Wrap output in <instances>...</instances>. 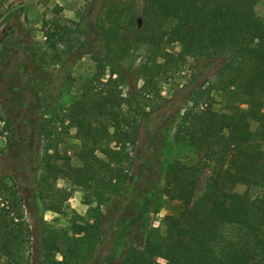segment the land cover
<instances>
[{
  "label": "trees",
  "instance_id": "16d2710c",
  "mask_svg": "<svg viewBox=\"0 0 264 264\" xmlns=\"http://www.w3.org/2000/svg\"><path fill=\"white\" fill-rule=\"evenodd\" d=\"M260 1L264 0L91 1L82 16V33L95 36L100 49L93 56L95 73L86 84L88 97L76 100L68 116L77 131L80 166L67 170L52 163L38 180L31 173L37 192L32 230L24 219L26 202L16 181L7 182L0 176V264H25L26 248L33 237L41 239L46 251L63 256L62 261L46 259L40 264L85 261L83 246L94 252L102 246L92 244L100 222L73 224L71 234H60L44 230L36 216L40 204L61 212L70 193L55 186L59 176L93 191L100 200L120 194L127 186L126 146L138 137L144 123L138 113H132V101L126 104L129 111L122 109L120 87L128 78L125 65L141 48L147 50V56L138 68L143 81L137 94L140 99L158 97L163 76L194 62L190 65L195 71L193 81L202 83L189 89L191 106L176 112L173 141L190 146L197 159L192 164L174 160L165 166L163 193L169 200L181 202L183 211L166 221L164 236L149 231L144 245L129 248L118 264H151L150 255L167 264H237L238 258L240 264H264V248L255 246L258 240L264 244V20L255 10ZM74 33L55 22L45 37L57 51L58 45L72 43ZM174 42L182 45L178 54L167 52ZM56 57L60 59V55ZM217 92L233 96L226 112L213 108ZM32 101L34 126L39 132L44 127L45 98L36 95ZM176 113L168 118H176ZM147 116L149 121L150 114ZM114 117L116 131L111 135ZM247 122L256 124L254 132L242 131ZM153 136L147 144L149 154L153 153ZM108 137L113 140L105 141ZM109 141L116 146L103 145ZM32 162L35 166L34 157ZM142 162V168L150 169L146 158ZM207 169L210 177L197 196ZM229 186H244L246 191H229ZM251 189H258L259 195L253 197ZM76 233L84 237H76ZM86 255L85 264L97 263L96 255Z\"/></svg>",
  "mask_w": 264,
  "mask_h": 264
},
{
  "label": "rangeland",
  "instance_id": "374dc122",
  "mask_svg": "<svg viewBox=\"0 0 264 264\" xmlns=\"http://www.w3.org/2000/svg\"><path fill=\"white\" fill-rule=\"evenodd\" d=\"M91 1L0 0V176L7 182L16 181L15 187L26 202L24 219L31 230L35 227L32 203L37 198L31 173H35L38 180L42 170L52 163L67 170L80 166L77 131L71 126L68 116L76 100L88 97L86 84L95 73L93 56L100 49L95 36H84L82 33V16ZM255 10L264 20V1H260ZM55 22L76 32L71 37L72 43L58 45L57 51L45 37L51 23ZM181 46L179 42L171 43L167 52L178 54ZM56 54L60 55V59ZM146 56L147 50L141 48L129 60L124 67L128 78L120 87L122 109L129 111L126 104L132 101V113H138L144 123L138 137L128 141L126 146L129 155L124 165V174L128 179L125 189L116 196L100 200L93 191H86L59 176L55 186L70 193L62 204L61 212L46 210L40 204V213L36 216L44 230L60 234H71L73 224L87 226L100 222L93 238L95 242H92L97 244V248L102 244L100 249L94 252L86 245L82 248V253L96 255L97 263L94 264H118L129 248L144 245L149 231L165 235L166 221L178 218L184 206L164 195V168L174 160L192 164L197 159L190 146L173 141L178 120L176 112L180 110L183 113L191 106L189 89L195 83H202V80L193 81L195 71L191 66L194 62L182 65L173 75L168 73L167 77L163 76L159 82L158 97L140 99L137 94L143 81L138 68ZM36 95L45 98L42 110L44 127L41 125L39 132L34 126L36 111L32 105V98ZM214 98L213 108L221 113L226 112L234 101L233 96L221 92L215 93ZM172 112L177 114L174 119L168 118ZM147 114H150L149 121L145 120ZM112 122L111 135L116 131L115 117ZM155 127L158 128L155 130ZM255 130L253 122H247L242 128V131L250 133ZM150 136H153L150 141L153 149L150 154L153 156L147 150ZM108 140L113 139L108 137L105 141ZM103 145L110 148L116 146L110 141ZM143 158L149 161L150 169L141 167ZM209 177L210 169H207L199 181L197 196L205 189ZM228 190L243 193L246 188L229 186ZM250 194L256 197L259 190L251 189ZM99 215L100 220L95 221ZM75 235L84 237L82 233ZM255 246L264 248L260 240L255 242ZM86 253L83 254L85 261L77 260L72 264H85L89 259ZM158 258L150 255L149 261L158 264ZM46 259L62 261L63 256L46 251L41 239L33 237L26 248L25 264H40ZM163 262L167 264L165 260ZM240 263L242 261L238 258L237 264Z\"/></svg>",
  "mask_w": 264,
  "mask_h": 264
},
{
  "label": "clouds",
  "instance_id": "9594fccd",
  "mask_svg": "<svg viewBox=\"0 0 264 264\" xmlns=\"http://www.w3.org/2000/svg\"><path fill=\"white\" fill-rule=\"evenodd\" d=\"M158 264H164L163 260L158 258Z\"/></svg>",
  "mask_w": 264,
  "mask_h": 264
}]
</instances>
